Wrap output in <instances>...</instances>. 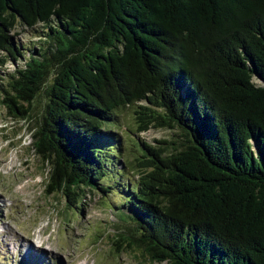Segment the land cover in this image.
I'll list each match as a JSON object with an SVG mask.
<instances>
[{"label": "trees", "instance_id": "16d2710c", "mask_svg": "<svg viewBox=\"0 0 264 264\" xmlns=\"http://www.w3.org/2000/svg\"><path fill=\"white\" fill-rule=\"evenodd\" d=\"M18 24L46 26L22 65ZM9 61V113L46 95L29 128L47 194L117 193L114 243L150 264H264V0H0ZM132 105L138 133L177 132L143 144L128 187L107 124Z\"/></svg>", "mask_w": 264, "mask_h": 264}, {"label": "rangeland", "instance_id": "374dc122", "mask_svg": "<svg viewBox=\"0 0 264 264\" xmlns=\"http://www.w3.org/2000/svg\"><path fill=\"white\" fill-rule=\"evenodd\" d=\"M45 31L41 24L33 28L16 25L11 33L15 43L24 47V59L17 64L24 63L33 47L43 46ZM14 66L9 61L0 67V84L4 85ZM45 99L41 93L34 100L32 119L25 120L0 103V264H150L139 251L117 249L119 242L114 243L119 230L124 231L117 216V201L122 197L117 193L87 191L76 204H70L59 191L46 193L49 163L43 164L31 147L29 128L38 121ZM135 107L116 111L107 124L120 142L116 144L118 157L114 165L109 164L107 174L123 169L116 179L128 187L142 169L136 159L144 152L143 144L158 146V140H171L177 132L151 127L138 133Z\"/></svg>", "mask_w": 264, "mask_h": 264}]
</instances>
